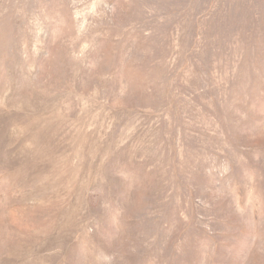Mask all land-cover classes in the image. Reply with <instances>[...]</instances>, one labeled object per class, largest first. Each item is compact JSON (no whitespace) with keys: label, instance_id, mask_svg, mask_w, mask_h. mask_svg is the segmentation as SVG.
Instances as JSON below:
<instances>
[{"label":"rangeland","instance_id":"rangeland-1","mask_svg":"<svg viewBox=\"0 0 264 264\" xmlns=\"http://www.w3.org/2000/svg\"><path fill=\"white\" fill-rule=\"evenodd\" d=\"M0 264H264V0H0Z\"/></svg>","mask_w":264,"mask_h":264}]
</instances>
